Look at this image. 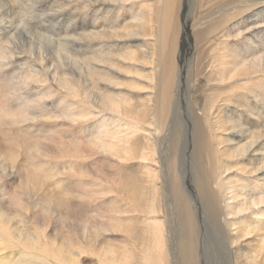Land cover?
Returning <instances> with one entry per match:
<instances>
[{"label":"bare ground","instance_id":"6f19581e","mask_svg":"<svg viewBox=\"0 0 264 264\" xmlns=\"http://www.w3.org/2000/svg\"><path fill=\"white\" fill-rule=\"evenodd\" d=\"M80 144L126 209L76 234ZM0 171V264H264V0H0Z\"/></svg>","mask_w":264,"mask_h":264},{"label":"rangeland","instance_id":"374dc122","mask_svg":"<svg viewBox=\"0 0 264 264\" xmlns=\"http://www.w3.org/2000/svg\"><path fill=\"white\" fill-rule=\"evenodd\" d=\"M69 148L70 150L73 149L71 146ZM78 150L79 152H84H81L80 155L84 156L85 160L74 163L71 169L75 170V174L80 173V175L83 171L82 176L86 177L84 178L85 180L71 177V171L68 172L70 175L68 173L63 175L59 174L58 177L61 182H63L62 190L67 192L64 207L54 208V206H50L47 209L71 210L72 215L76 217L77 221V225L75 222L73 223L76 225L73 226L75 227L74 232H76V234H81L83 231V225H85L86 230L89 231L92 227L96 225L99 226L100 223L103 222L101 220L102 218H100L101 213L102 215L107 216L108 212H110L108 209H126V207L122 195L118 192V188H116L120 181L118 178L120 177V169L122 168V165L111 160L109 161L106 155H102L96 151H87L88 149L83 147L82 144H80ZM56 162L58 161L56 160ZM60 162H62V160ZM60 162L54 171L60 173H66L65 171H69V169L64 170L63 165H61ZM94 179L97 183L104 185L103 189L109 186L112 192L106 191V193H103L97 186H93L95 184L93 183ZM79 180L83 183V188L76 185ZM21 182V179L13 174L11 175V172L3 173L0 171V209H14L12 201L15 195L20 196L21 202L24 205L22 208L15 207V209H43L41 206L43 203L42 196L38 194L33 195L22 193L20 187ZM51 226L57 230L66 229L58 221L56 223H51ZM61 227H63V229ZM107 237L112 238L115 236Z\"/></svg>","mask_w":264,"mask_h":264}]
</instances>
